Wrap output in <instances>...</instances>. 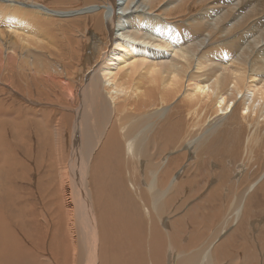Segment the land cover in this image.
<instances>
[{
  "label": "bare ground",
  "instance_id": "6f19581e",
  "mask_svg": "<svg viewBox=\"0 0 264 264\" xmlns=\"http://www.w3.org/2000/svg\"><path fill=\"white\" fill-rule=\"evenodd\" d=\"M39 6L0 0V264L57 263V253L46 263L35 243V235L43 239L39 219L52 215L51 208L59 223L50 243L58 250V231L66 225L59 231V264H264V237L255 240L243 231L264 201V170L247 184H218L204 205L197 202L178 219L164 220L174 214L181 191L188 189L187 199L199 195L192 198V177L187 170L175 172L179 161L168 158V148L181 143L208 155L210 135H246L240 157L252 158L254 148L264 154V144L255 139L264 135V0H103L71 16ZM87 14H95L94 25L105 27L106 37L97 30L87 68L63 64L61 53L75 47L74 38L63 39L57 55L41 48L49 23ZM52 93L58 109H50ZM15 97L27 121L14 109ZM40 100L51 119L38 120L33 105ZM68 100L73 104L65 106ZM62 109L71 113L72 134ZM43 129L55 147L50 169L62 168L57 186H39L50 200L35 212L31 191L22 187L27 167L15 155L30 157L31 134ZM68 134L65 143L62 135ZM194 135L203 136L194 141ZM47 136L37 140L46 145ZM240 149L241 142L221 149L222 157L212 151L208 156L224 164L230 153L238 161ZM114 162L117 168L102 165ZM6 180L14 187H6ZM227 233L239 238L225 237L224 243Z\"/></svg>",
  "mask_w": 264,
  "mask_h": 264
},
{
  "label": "rangeland",
  "instance_id": "374dc122",
  "mask_svg": "<svg viewBox=\"0 0 264 264\" xmlns=\"http://www.w3.org/2000/svg\"><path fill=\"white\" fill-rule=\"evenodd\" d=\"M14 1H16V0H14ZM27 3H26V2ZM33 3H36V4H39L40 6V8H44V7H46V8H48V9H50V10H52L53 9V11H57V12H64V13H67V14H69L70 16L74 13V14H76V12L77 13H83V12H85V11H87L88 9H85V8H88V7H90L91 5L92 6H94V5H99V4H101L102 5V1L103 0H31ZM30 0H17V2H21V3H24V4H33L32 2H31ZM94 3V4H93ZM42 5V6H41ZM44 6V7H43ZM82 9V10H81ZM85 9V10H84ZM198 9V7H196L195 9H194V11H196ZM74 11V12H73ZM81 11V12H80ZM70 12H71V14H70ZM91 15H93V16H91ZM94 15L95 14H87V15H83V16H75V17H71L70 19L69 18H66V19H62V20H54L52 17H50V19H53L54 21H52L51 23V25H50V23L48 24V26H50V30L52 31V32H50V30L48 31V29H49V27L47 26V27H45L44 28V30H46L47 28V30L46 31H44L43 30V34L45 35V37H46V39H47V43H42V45H41V48H43V49H46L48 52H50L51 54H54V55H57L58 53H59V51H60V49L64 46V40L63 39H65L66 40V38L67 37H71V38H74V42H75V40H76V42L77 43H74L75 44V47H74V45H73V47L74 48H72V49H70L68 52H67V54H65L66 53V49H64L65 50V52H63V53H61L62 55L61 56H63V54L65 55L64 56V59H66L67 58V60H64L63 61V64L65 65V66H71V67H75V68H83V66H85L86 68H87V66H89V62H88V60L90 61V57H91V60L93 59V57L92 56H95V53H93V52H91V50L90 49H94V46H93V44H94V40L96 39V38H98V31H99V36H100V34L102 35V38L104 37V39H106V37L105 36H103V34H105V33H103V31L102 30H104V32H105V27L103 28L102 26H100V27H102V28H99V27H97L96 28V26L94 25V19H92V18H94ZM102 17H103V15H102ZM100 18V17H99ZM100 19H102V18H100ZM70 20H72V21H70ZM74 20V21H73ZM94 20V21H93ZM67 21V22H66ZM71 22V23H69V22ZM76 21V22H75ZM78 21V22H77ZM93 21V22H92ZM47 22H49L48 20H47ZM58 22H60V23H58ZM87 22V23H86ZM55 23V24H54ZM56 23H58V24H56ZM67 23H69V24H67ZM74 24H76V25H73ZM86 24V25H85ZM54 26V28H53V26ZM55 25H56V27H55ZM59 25V26H58ZM63 26V27H62ZM66 26V27H65ZM81 26V27H80ZM93 26V27H92ZM57 27H58V29H60L59 30V32L63 35V36H65V37H63L61 34H59L58 33V29H57ZM84 27H86V28H84ZM92 28V30H91V28ZM77 28V29H76ZM79 28V29H78ZM82 28H84V29H82ZM96 28V29H95ZM74 29H76V30H74ZM54 30V31H53ZM73 30V31H72ZM88 30V31H87ZM98 30V31H97ZM86 31V32H85ZM50 32L51 34L49 35L48 33ZM57 32V33H56ZM78 32H80V33H82V34H78ZM94 32V33H93ZM96 32V33H95ZM103 34H102V33ZM52 34H53V36H52ZM86 35V36H84V35ZM55 35V36H54ZM73 35H74V37H73ZM76 35H78V37L76 36ZM81 35V36H80ZM49 37V39H50V41H49V39H48V37ZM57 36V37H56ZM80 36V37H79ZM82 36H83V40H82ZM87 36H88V38H87ZM92 36H94V37H92ZM60 37V38H59ZM63 37V38H62ZM76 37V38H75ZM79 38H81V39H79ZM87 39V40H86ZM53 40V41H52ZM58 40H60V42L58 41ZM90 40V41H89ZM92 40L94 41V42H92ZM85 41V42H84ZM53 42V43H52ZM88 43V44H87ZM54 44V45H53ZM80 44V45H79ZM92 44V45H91ZM50 45L51 46H53L54 47V49H53V47L51 48L50 47ZM63 45V46H62ZM43 46V47H42ZM50 48H49V47ZM62 46V47H61ZM77 46V47H76ZM80 46V47H79ZM89 46V47H88ZM49 50H48V49ZM79 48V49H78ZM88 48V49H87ZM63 50V51H64ZM71 50H73V51H71ZM81 51V53H80V51ZM89 50H90V52H89ZM47 51H45V52H47ZM57 51V52H56ZM53 52V53H52ZM86 52V53H85ZM103 52V51H102ZM101 52V53H102ZM79 53V54H78ZM91 53V54H90ZM100 53V54H101ZM104 54V52L100 55V58L102 57V55ZM69 55V56H68ZM78 55H80V56H78ZM89 55H90V57H89ZM97 55H99L98 53L96 54V56ZM60 56V57H61ZM68 56V57H67ZM77 56V57H76ZM84 56H86V57H84ZM66 57V58H65ZM73 57V58H72ZM62 58V57H61ZM79 58V59H78ZM97 58H99V56H97ZM72 59H74V60H72ZM76 59V60H75ZM87 59V60H86ZM79 60V61H78ZM83 60V61H82ZM86 60V61H85ZM61 61H62V59H61ZM66 61H67V65L65 64L66 63ZM72 61V62H71ZM77 61H78V63H77ZM97 60H95V61H93V62H96ZM85 62H87V63H85ZM92 62V64L94 65L95 63H93ZM80 63V64H79ZM70 64V65H69ZM77 66V67H76ZM84 67V68H85ZM90 67H93L92 65L90 66ZM89 67V68H90ZM7 75V74H6ZM68 80H70V78L68 79ZM46 93H50L51 94V92L48 90V92L46 91ZM54 93H52V97H51V101L52 102H50L49 104L50 105H53V104H55L54 106H53V108H51L50 107V109H56V107H57V109L59 108L58 107V105H56V100H55V98H54ZM46 97V96H45ZM44 100H45V98H43ZM54 99V100H53ZM11 101H12V103H13V105H14V109H16L21 115H22V119L23 120H28V118L26 117V115H25V112H24V110H22V109H20V105L21 104H23V102H20V99H19V97H15V98H11ZM53 101H54V103H53ZM70 100H68V102H67V104L65 105V106H68L69 104H73V102H71ZM45 104V103H44ZM43 104V102L40 100L39 102H37V103H35L34 105H33V107H34V109L39 113V117H38V120L39 119H44V120H49V119H51V117H52V112L48 109V108H46L47 106H45ZM57 104H58V102H57ZM22 108H25L26 109V107L23 105L22 106ZM27 110V109H26ZM62 112H63V114H65V118H64V120H66V118H68L70 115H71V113H69V112H67V111H64L63 109H62ZM71 119H72V117L70 116L69 117V121H67L65 124L68 126V129H70V133L72 134V127H73V119H72V121H71ZM56 122V121H55ZM56 123H54L53 122V125L52 126H54ZM69 124V125H68ZM206 124H208V123H206ZM66 125H65V127H66ZM43 128H44V126H43ZM46 129V128H45ZM39 134H31L32 136H31V138H30V144H31V147H32V154H31V156L30 157H28V158H20L19 156H16L15 155V157H16V159H17V161H18V163H23V164H25L26 165V170H27V177H28V183L26 182V186H24V185H22V187H24V188H26V190H28V191H31V197H30V200L35 204V206H33V205H30V206H32L33 207V209L35 208V212H41V211H43V209H44V201H49L50 200V197L49 196H46V198H43V195L45 194V193H49V191H46L45 193H41V192H39L38 191V189H39V186L41 187V186H43V185H45V187H46V190L47 189H49V187H54V186H57L58 184H59V177H56L57 175H56V173L57 172H59V170L62 168V166L61 165H59V164H56V165H54L53 166V168H56V169H54V170H51L50 169V165L52 164V162L54 161L53 160V158H52V156H53V153H54V150H53V148H55V147H53V145H54V142H53V140H52V138H51V135H50V133H49V131H47V130H45L44 131V129H43V131L42 132H38ZM45 133H46V135H48L47 137H46V145H44V144H41L38 140H37V137L38 138H40V139H44L45 138ZM40 134H42V135H40ZM50 136V137H49ZM199 136V137H198ZM201 136H203V135H201ZM200 135H194V141L196 140V139H198V138H200L201 137ZM229 135H216V137L214 136V135H210L209 137H208V144H207V148H208V150H210L209 152L210 153H207L208 155H210L211 154V151L213 152V153H215V154H217V155H219V156H221L222 157V155H221V149L223 150V151H225V150H228V149H230V148H232L233 146H236L239 142H241V149H240V151H239V155H238V161H233L232 159H231V156H230V153H228V154H226V155H224L223 157H225L224 158V164L222 163V162H217L215 159H211V158H209V156L208 155H206L205 154V152H204V154L201 152V149H202V147H200V148H198L199 149V151L198 150H196V151H194V149L191 151V152H189V151H187V149L186 148H184V146L185 145H182L181 143H179L180 145H182V146H180V147H182V148H177V147H179V144H178V146H176V148L174 149V148H172V147H170V148H168V151L166 152V154L168 155V158L171 156L173 159L172 160H175L176 162L177 161H179V162H177V167L178 168H176L175 169V172H177L178 173V171H185V170H187L186 171V173H185V175L187 174V177L190 175L191 177H192V179H191V181L193 182V192H192V198H193V196L194 195H196V192L198 191V193L197 194H199V195H197V197H194L193 199H191V198H188L187 199V195L186 194H189L187 191H188V189H185V191L183 190V191H181L180 192V195H179V197L177 198L176 197V201H174L175 202V204H173V213L174 214H172V213H170L169 214V217H168V215H166V217L164 218V220H167V219H169L170 221H172L173 219L174 220H176V219H178L179 218V216L181 215H184V213L186 212V209L188 210L189 208H191L193 205H195V204H197V202L199 203V204H202V205H204L205 203V198L210 194V192H211V190L215 187H217L218 186V184H220V185H223V183H227V184H229L230 185V187H234L235 186V184H240V183H244V184H247V182H249L250 180L251 181H253L263 170H264V159H262V158H264V154L262 155V153L263 152H260V151H258V149H256V148H254L253 149V153H252V158H250V156L248 155L247 157L245 156V155H243L242 157H240V154L242 153V152H244L243 151V143H244V139H245V137H246V135H243L242 137H241V135H231V136H229ZM256 137H255V139L256 138H258V140H260L261 141V143H260V145H262V144H264V135H255ZM43 137V138H42ZM62 137L65 139V143H66V140L68 139L69 140V137H70V135L68 134V135H62ZM260 137V138H259ZM62 138V139H63ZM205 138L206 137H204V138H202L203 139V141L205 140ZM231 138H233V139H235V140H233V141H231ZM49 139V140H48ZM210 139V140H209ZM216 139V140H215ZM212 141V142H211ZM213 141H214V143L216 142V144H214L213 143ZM193 142V141H192ZM18 143V145L19 146H21L23 143L21 142V141H18L17 142ZM21 143V144H20ZM53 143V144H52ZM194 143H196V142H193L192 144H193V147L194 148H196L197 146H199L198 144H194ZM51 144V145H50ZM223 144V145H222ZM42 145V146H41ZM195 145V146H194ZM214 146V147H213ZM65 147V151L67 150V145H65L64 146ZM213 148V149H212ZM16 149H18L17 147H16ZM176 149H178V151H180L181 149H182V151H180V152H178ZM186 149V150H185ZM176 150V151H175ZM185 152V153H184ZM218 152H219V154H218ZM259 152V153H258ZM43 153H44V155H43ZM192 153V154H191ZM98 154V149L94 152V156L93 157H95L96 155ZM260 154V155H259ZM183 155H185V157L183 156ZM262 155V156H261ZM182 156V157H181ZM190 156V157H189ZM44 157V158H43ZM97 157L98 156H96V158L93 160V166L95 165V163H96V161H98L97 160ZM170 157V158H171ZM179 159H178V158ZM206 157V158H205ZM33 158H34V160H33ZM208 158V159H207ZM254 158H256V159H254ZM43 161V162H41V160ZM46 159V160H45ZM203 159V160H202ZM259 159V160H258ZM260 159H261V161H260ZM198 160H200V161H198ZM209 160V161H208ZM210 160H212L211 162H210ZM249 160V161H248ZM256 160V161H255ZM191 161V162H190ZM203 161V162H202ZM39 162V164H38V166H35L36 165V163H38ZM51 162V163H50ZM99 162V161H98ZM210 162V163H209ZM251 162V163H250ZM259 162H260V164H259ZM42 163V164H41ZM48 163V164H47ZM180 163V164H179ZM41 164V166H39ZM117 162H114V164L112 165V166H110V167H108V166H105L104 164H102L103 165V167L104 168H112L113 166L115 167V168H117ZM245 165H247V166H245ZM263 165V166H262ZM225 166H228V167H225ZM245 166V167H244ZM262 168H261V167ZM230 167V168H229ZM37 168V169H36ZM43 168V169H42ZM178 169V170H177ZM180 169V170H179ZM224 170H225V174L223 173L224 172ZM40 171V172H39ZM218 172V175L216 176V173ZM258 172V173H257ZM37 173V174H36ZM200 173V174H199ZM222 173V174H221ZM147 174V172L144 174V175H146ZM219 174H221V175H219ZM149 175V174H148ZM211 175V176H210ZM147 176V175H146ZM178 176V175H177ZM226 176V177H225ZM41 177H43L44 178V183L43 182H41V184L39 185V180H41L42 181V179H41ZM182 177V178H181ZM186 176L184 177V174H182V175H180L179 176V179L180 180H182L183 179V181L185 180H187L188 178H187ZM194 177V178H193ZM54 178L56 179V180H54ZM224 178V179H223ZM195 179V180H194ZM209 179V180H208ZM220 179V180H219ZM237 180V181H236ZM9 180H6V182L7 183H5V186L6 187H9V188H12V187H14V183H11V182H8ZM13 182H15L16 180H12ZM144 181V180H143ZM221 183H220V182ZM32 182V183H31ZM146 184H147V182H145ZM198 183H200V184H198ZM111 184V186H113V182H111L110 183ZM197 184L199 185V186H197ZM216 185V186H215ZM219 185V186H220ZM146 186V185H145ZM145 186H142V188H145ZM201 186V187H200ZM197 187V188H196ZM206 187V188H205ZM192 189V188H191ZM52 191V190H51ZM209 191V192H208ZM227 192H228V190H227ZM184 193V194H183ZM206 195V196H205ZM51 197H54L53 195L51 196ZM190 197V196H189ZM184 198V199H183ZM179 199V200H178ZM182 199V200H181ZM185 199H187V201L189 200V199H191L190 201H185ZM202 200V201H201ZM185 202V203H184ZM50 203V202H49ZM184 203V204H183ZM187 203V204H186ZM227 203V202H226ZM226 203H224V204H226ZM50 204H52V203H50ZM18 206H21V205H18ZM78 206H79V200H78ZM116 205L114 204V206L113 207H115ZM51 207H52V205H51ZM178 207H180L181 208V211L179 212V211H176L177 209H178ZM256 207V206H255ZM112 208V207H111ZM175 208V209H174ZM234 209V208H233ZM233 209H231L229 212H227L228 214H230L232 211H233ZM177 213H176V212ZM4 212L5 213H7V211L6 210H4ZM50 213H52V215H48L46 218H43V217H40L41 219H39L42 223H44V228H43V239H40V237H39V235L37 234V235H35L36 236V240H37V242L35 241V243H38V247H39V249H40V254L42 255V258H44L45 259V262L47 263L48 261H52V258H54V255H52L53 253H57L58 254V258H57V263L56 264H59V263H61V262H59L60 261V255H61V253L59 252V251H62L63 253H64V246H63V243H62V241H63V237H62V234H59V231L60 232H62L63 230H64V226L66 227V225H65V223L64 222H62L64 225H63V228H59V231H58V237H57V239H58V248H59V250L58 249H56L55 248V246H53V244L52 243H50V242H52L53 241V238H55L56 237V235H57V225L56 224H58L59 223V221H58V218L56 217V215H54L53 216V213H54V210H53V208H51V211H49ZM189 212V211H188ZM176 213V214H175ZM180 213V214H179ZM183 213V214H182ZM252 214V216H251V218H248V219H246L245 220V224L243 225V231H244V233L245 232H248L249 231V234H251V236H253L254 238H255V240H258V237H259V240H262V236L264 237V201L263 202H261V205H258L257 206V208H256V210H255V212L254 213H251ZM250 214V215H251ZM179 215V216H178ZM172 216H174L173 218H171ZM56 217V218H55ZM178 217V218H177ZM56 219V220H55ZM168 220V221H169ZM249 220H252V223L250 224L249 223ZM56 221V222H55ZM52 225V226H51ZM55 226V227H54ZM189 226V228L190 229H192L191 228V226L190 225H188ZM49 228H51V229H49ZM53 229V230H52ZM56 230V231H55ZM251 230V231H250ZM37 231H38V233L40 232V229H37ZM54 231V232H53ZM53 232V233H52ZM230 232V231H229ZM55 233V234H54ZM210 233V232H209ZM52 235H53V238H51L52 237ZM55 235V236H54ZM248 237V239L246 240V242H249L250 240H251V238L252 237ZM33 237H34V235H33ZM225 237H229L230 239H232V240H235V239H237V238H239V233H237V234H231V233H227L226 235H224V236H222V241L224 242V240H225ZM35 238V237H34ZM42 240H44V242H45V246L43 245V243H42ZM52 240V241H51ZM225 243V242H224ZM42 246H44V247H42ZM45 248H47V250L45 249ZM42 250V251H41ZM46 252H45V251ZM102 252V248L99 250V253H101ZM43 253V254H42ZM44 263V262H43Z\"/></svg>",
  "mask_w": 264,
  "mask_h": 264
}]
</instances>
